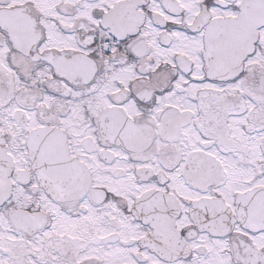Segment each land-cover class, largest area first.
<instances>
[{
    "label": "snow or ice",
    "instance_id": "snow-or-ice-1",
    "mask_svg": "<svg viewBox=\"0 0 264 264\" xmlns=\"http://www.w3.org/2000/svg\"><path fill=\"white\" fill-rule=\"evenodd\" d=\"M0 264H264V0H0Z\"/></svg>",
    "mask_w": 264,
    "mask_h": 264
}]
</instances>
